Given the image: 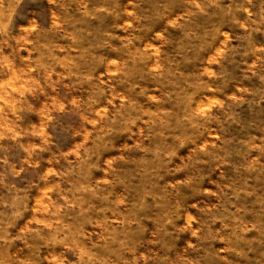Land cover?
Here are the masks:
<instances>
[{"label": "rangeland", "instance_id": "374dc122", "mask_svg": "<svg viewBox=\"0 0 264 264\" xmlns=\"http://www.w3.org/2000/svg\"><path fill=\"white\" fill-rule=\"evenodd\" d=\"M0 264H264V0H0Z\"/></svg>", "mask_w": 264, "mask_h": 264}, {"label": "bare ground", "instance_id": "6f19581e", "mask_svg": "<svg viewBox=\"0 0 264 264\" xmlns=\"http://www.w3.org/2000/svg\"><path fill=\"white\" fill-rule=\"evenodd\" d=\"M9 86V85H8Z\"/></svg>", "mask_w": 264, "mask_h": 264}]
</instances>
